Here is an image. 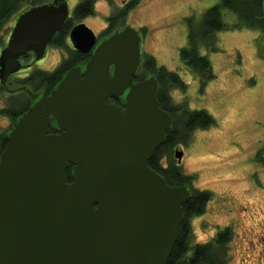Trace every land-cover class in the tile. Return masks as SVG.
<instances>
[{
  "label": "water",
  "instance_id": "obj_1",
  "mask_svg": "<svg viewBox=\"0 0 264 264\" xmlns=\"http://www.w3.org/2000/svg\"><path fill=\"white\" fill-rule=\"evenodd\" d=\"M68 16L66 0L19 14L0 53L2 85L28 66L22 56L46 55ZM69 38L90 55L46 96L28 90L31 104L5 133L0 264H167L192 189L169 185L148 164L174 118L160 107L155 75L134 80L142 36L125 25L97 42L79 22ZM182 155L175 151L178 162Z\"/></svg>",
  "mask_w": 264,
  "mask_h": 264
},
{
  "label": "rangeland",
  "instance_id": "obj_2",
  "mask_svg": "<svg viewBox=\"0 0 264 264\" xmlns=\"http://www.w3.org/2000/svg\"><path fill=\"white\" fill-rule=\"evenodd\" d=\"M79 1L66 0L69 17ZM126 1L97 0L94 12L79 22L99 37L108 26L107 17ZM138 1L119 25L137 29L142 36L141 52L153 55L158 65L176 71L185 81V88L170 87L174 103H185L190 110L205 109L215 119L212 126L193 129L186 142L164 150V164H177L175 151L182 150L181 170L193 175L195 189L211 193L205 211L189 219V246L210 241L230 226L229 264H264L259 239L249 236L252 231L262 234L264 225V164L256 159L264 151V31L247 27L221 30L215 34L216 51L200 46L199 52L210 60L215 74L202 86L197 74L181 60L180 49L187 44L189 20L199 21L219 0ZM27 2L24 6H30ZM222 13L229 25L237 20L225 7ZM18 16L14 14L0 30V53ZM68 54V48L49 44L46 55L20 69L18 75L34 69L52 71ZM14 94L21 96L23 91ZM10 103V94L2 92L0 106ZM11 122L9 116L0 114V131ZM260 256L263 258L257 259Z\"/></svg>",
  "mask_w": 264,
  "mask_h": 264
},
{
  "label": "trees",
  "instance_id": "obj_3",
  "mask_svg": "<svg viewBox=\"0 0 264 264\" xmlns=\"http://www.w3.org/2000/svg\"><path fill=\"white\" fill-rule=\"evenodd\" d=\"M31 2L30 6L24 4ZM51 0H0V30L14 14H21L28 8L49 2ZM97 0H80L73 10L71 17L68 16L62 28L56 33L49 44L58 47L68 48L69 54L52 71L34 69L30 75L24 78L17 75L18 85H27L33 90L41 86L53 89L61 76L71 67L82 62L86 54L82 53L66 43L75 21L94 12V5ZM138 0H129L120 7H115L113 12L107 17L108 26L103 30L101 36L106 37L114 30L125 26L119 25L126 20L129 10L138 4ZM222 7H225L236 14L237 20L228 24L223 19ZM253 28L264 31V0H219V2L205 10L199 21L189 20L187 44L180 49L181 60L190 67L199 77L203 86L207 81L215 77L210 60L206 55L199 52V47L203 46L207 50L216 51V32L235 28ZM143 73V75H140ZM147 75H155L158 79L156 96L160 107L168 111L174 118V125L166 130V138L162 145L157 147L148 164L151 168L158 171L169 185L187 184L192 189L191 197L183 204L184 219L180 227V234L173 246L167 264H175L182 256H190L189 264H229L227 258L228 243L231 239V227L226 226L220 230L216 236L207 242L197 243L190 248L189 241L191 236L190 222L191 216L202 214L207 202L210 200L211 193L205 189H195L192 186L193 175L184 173L179 162L177 164L162 163L164 150L170 147L176 148L178 142H186L190 133L195 128H205L215 124L214 117L205 109L190 110L185 103H174L169 89L172 86L185 88L187 84L176 72L167 69L163 65H158L155 57L148 53H142V61L137 78H144ZM13 77V78H14ZM4 91L0 83V94ZM30 97L23 91V95H10L8 107H0V114L9 116L14 121L20 114L26 111ZM51 132L54 129L51 128ZM6 131L0 132V153L7 144ZM256 159L264 164V151ZM71 164L66 170L67 181H71ZM190 251V255L187 252Z\"/></svg>",
  "mask_w": 264,
  "mask_h": 264
},
{
  "label": "flooded vegetation",
  "instance_id": "obj_4",
  "mask_svg": "<svg viewBox=\"0 0 264 264\" xmlns=\"http://www.w3.org/2000/svg\"><path fill=\"white\" fill-rule=\"evenodd\" d=\"M103 37L100 35L99 37L97 36V42L99 41V40H101ZM69 42H71L70 41V38H69V36H67L66 37V43H67V45H72V43L70 44ZM90 55V52L89 53H86V58L88 57ZM31 58L29 61H25V59L26 58ZM85 58V59H86ZM33 59H34V56H33V53H28V54H26V55H24V56H22L21 58H20V61H21V63L22 64H24V65H28V64H30L31 63V65L32 64H34V62H33ZM84 59V60H85ZM83 60V61H84ZM30 66V65H29ZM29 66H26V67H29ZM25 67V68H26ZM19 74V72H17L16 74H14L15 75V77L17 76ZM28 75H30V72H27V73H25V74H21V76H19V77H22V78H24L25 76L27 77ZM11 76H13V74L11 75ZM11 76H9L8 77V80H7V86H4L3 85V87H4V91L5 92H7L8 94H13V93H15L16 91H18V90H21V91H24V92H26L27 93V95L30 97V99H29V105L31 104V101H32V97H31V95L28 93V90H31L32 92H34V93H40V94H42L43 96H46L52 89H47L45 86H41L40 88H38L37 90H33V89H31L30 87H28L27 85L25 86V85H18L17 84V82L16 81H18V79H16L15 77L14 78H12L11 79ZM137 79H140V78H137V75L134 77V80H137ZM3 91V92H4ZM113 102H115L116 104H118V105H121V106H124V103L122 102V100H120V99H113L112 100ZM29 105H28V107H29ZM0 107H8V106H6V105H4V106H0ZM28 107H27V109H28ZM26 109V110H27ZM25 112V111H24ZM13 122L14 121H12L11 122V125H10V127L12 126V124H13ZM9 127V128H10ZM9 128H7V129H5L4 130V132L5 131H7ZM0 132H2V131H0ZM54 132H58L56 129H54ZM182 161V160H181ZM181 161L179 162V163H181ZM186 174H188V175H192V174H189V173H186ZM249 236L251 237V238H254L255 236H256V238L257 239H259V242L261 243V245H262V250L260 251V252H262V254L264 253V225H262V234H260V235H257L255 232L253 233V231L252 232H250V234H249ZM261 258H263V256H260L259 258H257V259H261Z\"/></svg>",
  "mask_w": 264,
  "mask_h": 264
}]
</instances>
